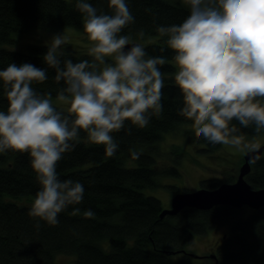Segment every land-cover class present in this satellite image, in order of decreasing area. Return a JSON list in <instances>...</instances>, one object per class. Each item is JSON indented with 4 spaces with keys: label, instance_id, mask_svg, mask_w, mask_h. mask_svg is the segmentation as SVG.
Instances as JSON below:
<instances>
[{
    "label": "clouds",
    "instance_id": "obj_1",
    "mask_svg": "<svg viewBox=\"0 0 264 264\" xmlns=\"http://www.w3.org/2000/svg\"><path fill=\"white\" fill-rule=\"evenodd\" d=\"M188 10L178 25H159L160 48L174 52V83L182 97L181 114L194 121L196 137L212 145H230L249 157L250 165L262 158L264 144L255 139L264 132V0H183ZM91 61L74 62L63 49L67 38L52 35L43 60L47 68L30 63H9L0 70V90L7 100L0 110V153H28L39 184L31 217L49 225L58 214L83 200L84 187L72 179L61 180L57 162L75 150L82 130L107 157H115L118 143L112 133L126 122L143 129L163 111L161 68L163 55L149 57L140 44L130 43L122 31L135 22L126 0H108L110 13L87 0H77ZM140 37L144 32L139 33ZM106 58H110V61ZM52 77L62 84L53 103L51 92L33 87ZM67 105V110L62 107ZM239 125V126H238ZM251 128L253 139L241 129ZM131 133V129H127ZM140 153L132 152L134 159ZM80 212L73 207L72 215ZM95 213L86 210L84 216Z\"/></svg>",
    "mask_w": 264,
    "mask_h": 264
},
{
    "label": "trees",
    "instance_id": "obj_2",
    "mask_svg": "<svg viewBox=\"0 0 264 264\" xmlns=\"http://www.w3.org/2000/svg\"><path fill=\"white\" fill-rule=\"evenodd\" d=\"M87 2L105 13L111 11L108 0ZM76 3L77 0H0V70L9 63H30L37 68H47L43 60L46 44L30 43L27 51L6 48L2 44L13 42L14 33L33 28L76 26L84 30ZM126 3L135 22L121 34L137 40L157 35V40L144 48L149 57H166L161 71L173 75L162 89L163 111L153 116L143 129L126 122L125 129L112 133L119 147L116 156L111 158L106 156L103 145L86 141L87 134L80 131L77 147L63 155L56 170L61 180L72 179L83 185V200L58 214L59 223L54 226L40 220L37 227L38 218L29 215L32 204L28 202L40 187L29 154L12 150L0 153V264H55L58 253L73 254L71 264H199L196 262L199 257L188 251L166 253L165 249L182 250L195 235L222 225H226L227 231L215 249L216 258L211 260L212 264L215 259L217 264H262L264 206L258 209L228 204H217L209 209L186 206L175 215L161 217L164 207L159 198L142 191L159 185L156 179L159 175L179 174L175 166L160 167L153 154L154 145L165 132L175 130L179 124L194 122L181 114L182 97L174 83L176 68L171 63L174 52L171 49L160 52L161 47L166 48L163 41L167 37H160L156 31L159 25L180 24L188 10L183 0H126ZM141 31L144 32L142 38ZM65 52L74 62L92 59L88 53ZM47 74L46 82L34 83L33 87L43 93L51 92L55 98L62 84L52 79L53 69L48 68ZM7 103L0 90V110H6ZM241 131L255 135L251 128ZM187 133L193 143L205 142L210 149L220 146L196 137L193 130ZM138 146L146 150L140 151ZM132 152L140 153L139 159H134ZM235 178L233 175L224 180L204 178L200 186L213 188ZM246 178L252 187H264V149L261 160L252 165ZM189 189L184 188V191ZM21 197L28 201H15ZM73 207H78L80 212L72 215ZM86 210H92L94 217H85Z\"/></svg>",
    "mask_w": 264,
    "mask_h": 264
},
{
    "label": "rangeland",
    "instance_id": "obj_3",
    "mask_svg": "<svg viewBox=\"0 0 264 264\" xmlns=\"http://www.w3.org/2000/svg\"><path fill=\"white\" fill-rule=\"evenodd\" d=\"M55 33H60L67 38L68 44L63 51L76 53V55L88 53L92 42L87 38L86 32L76 28V26L33 28L28 31L17 32L12 36L14 38L13 42L3 43L2 46L27 51V46L30 43L49 45L52 35ZM132 40L137 39H130V41ZM155 40H157V36L150 35L138 40V42H141L144 47L147 43L154 42ZM106 59L110 61V58ZM171 63L176 67L174 60ZM176 71L177 67L175 73ZM172 76L171 74H164V80L169 81L173 79ZM53 103L59 105V102L55 98H53ZM62 107L67 110L68 106L62 105ZM188 130L194 131V122L179 124L175 130L165 132L162 138L154 145L153 154L157 158L160 167L172 165L179 171V174L167 173L159 175L156 178L159 185L142 189L146 194L159 198L163 207L171 205V198L175 192L179 190L184 191V188L196 189L200 187L201 179L220 178L224 180L231 175L237 177L236 174H238L239 166L243 162L241 158L244 152L230 145H220L217 148L210 149L209 144L205 142L193 143L190 141V135L187 133ZM254 136L250 134L246 135V138L251 140ZM255 139L264 144V132L259 136H255ZM136 148L140 151L146 150L142 146ZM34 198L28 203L33 204ZM15 201L23 203L27 202L28 198H16ZM226 231V225H222L205 234L195 235L190 242L184 245V249L188 252L201 255L205 252H212L222 241ZM104 245L106 248L108 247L107 243ZM210 260V258L209 260H205L203 257H199L196 259V262L205 264ZM73 261L74 255L71 253H58L55 257V264H71ZM262 264H264V260Z\"/></svg>",
    "mask_w": 264,
    "mask_h": 264
},
{
    "label": "water",
    "instance_id": "obj_4",
    "mask_svg": "<svg viewBox=\"0 0 264 264\" xmlns=\"http://www.w3.org/2000/svg\"><path fill=\"white\" fill-rule=\"evenodd\" d=\"M130 43L140 44V42L132 40ZM141 45V44H140ZM263 151V149H261ZM249 157L246 153L243 155V162L239 166V171L235 180L223 181L218 186L209 188L200 186L196 189L178 191L171 198L170 207L161 209L160 216L167 214L175 215L181 208L193 206L200 209H209L217 204H228L232 207L242 208L249 206L258 209L264 206V187H252L247 180L246 175L251 171L252 165L248 163ZM166 253H176V251L185 252L186 250H166ZM194 257H202L201 254L188 252ZM211 257L216 258V254L212 253ZM217 259L213 264H217ZM212 264V263H211Z\"/></svg>",
    "mask_w": 264,
    "mask_h": 264
},
{
    "label": "flooded vegetation",
    "instance_id": "obj_5",
    "mask_svg": "<svg viewBox=\"0 0 264 264\" xmlns=\"http://www.w3.org/2000/svg\"><path fill=\"white\" fill-rule=\"evenodd\" d=\"M140 44H141V42H140ZM141 46L143 47V45L141 44ZM176 68V67H175ZM176 70V69H175ZM175 72V71H174ZM216 249V248H215ZM213 250L212 252H205L204 254H202L203 256V258L206 260V259H208L209 260V258L211 259V260H213L214 259V257H211L210 255L213 253H215L216 252V250ZM209 261V262H206L205 264H211V262L212 261Z\"/></svg>",
    "mask_w": 264,
    "mask_h": 264
},
{
    "label": "bare ground",
    "instance_id": "obj_6",
    "mask_svg": "<svg viewBox=\"0 0 264 264\" xmlns=\"http://www.w3.org/2000/svg\"><path fill=\"white\" fill-rule=\"evenodd\" d=\"M157 36V35H156ZM4 47V46H3ZM85 140H88V139H85Z\"/></svg>",
    "mask_w": 264,
    "mask_h": 264
}]
</instances>
